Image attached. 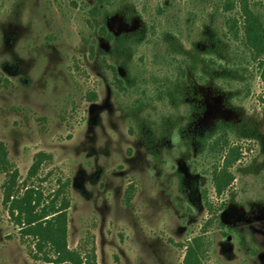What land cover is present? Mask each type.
<instances>
[{
    "label": "rangeland",
    "instance_id": "1",
    "mask_svg": "<svg viewBox=\"0 0 264 264\" xmlns=\"http://www.w3.org/2000/svg\"><path fill=\"white\" fill-rule=\"evenodd\" d=\"M194 1L160 14L169 1L105 0L100 15L97 0H0V142L19 195L31 186L44 203L68 198V247L93 250L98 264H183L196 242L200 264H264V82L231 37L210 50L223 19ZM253 1L264 17V0ZM103 24L129 49L106 41ZM168 31L182 78L166 63ZM229 60L248 73L215 66ZM219 127L240 155L216 194ZM5 179L0 171V264H58L3 204Z\"/></svg>",
    "mask_w": 264,
    "mask_h": 264
},
{
    "label": "trees",
    "instance_id": "2",
    "mask_svg": "<svg viewBox=\"0 0 264 264\" xmlns=\"http://www.w3.org/2000/svg\"><path fill=\"white\" fill-rule=\"evenodd\" d=\"M167 1L169 3L165 2L160 6V14L168 11L169 7L175 3V0ZM104 3L105 0H97L95 9L100 15H103V10L99 8V5ZM258 4L253 0H224L223 2L218 0H196L193 2L192 7L197 6L202 10L201 13L209 12L211 18L214 20L222 16L223 25L226 30H215L216 41L213 40V48L209 47L210 50L214 53L220 52V50H217L220 46L218 41L222 40V36L231 37V40L238 42L242 46V52L246 53L250 61L253 62L260 80L264 82V17L257 10ZM233 10L236 12L232 15ZM194 15V10H191L189 16L194 19ZM101 35L106 41L115 43L120 48L129 49L127 48L129 42L126 36L124 34H113L105 24L102 25ZM165 38L168 43L169 52L167 57H165L168 58L166 63L170 64L172 61H175L176 69L179 71L177 74L182 78L185 75V70L182 61L175 56L176 54L183 53L181 45L172 31H168ZM213 65L215 64L213 63ZM215 66L222 69V72H228V74H233L237 78L242 75L244 77L245 73L249 71L244 66L235 64L231 60L227 64ZM169 90V86L163 80L160 87V96L165 97L169 93ZM219 130V132L215 133L216 137H214L211 143L212 149L215 152H219L222 157L221 163H214L211 170V181L216 194H221L230 187L233 180L230 167L233 166L240 155L238 148L229 143L226 128L219 127ZM229 132H233L232 127H230ZM43 157H46V155L42 152L35 155L34 161L28 170V178L36 175ZM0 171L6 175V179L2 184L3 204L7 207L14 221L20 225L22 234L34 239V246L38 252L43 253L44 260L58 264H98L93 250L82 255L78 250L68 247V198L60 193H56L52 200L44 203L41 191L31 186H25L24 191L19 195L20 190L17 184L18 173L16 170L9 168L6 150L2 142H0ZM58 197L60 198L59 203L56 202ZM198 249L197 242L188 245L183 264H200Z\"/></svg>",
    "mask_w": 264,
    "mask_h": 264
}]
</instances>
